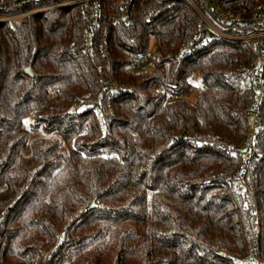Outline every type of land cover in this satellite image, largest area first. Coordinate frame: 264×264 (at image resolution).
Returning a JSON list of instances; mask_svg holds the SVG:
<instances>
[{
	"label": "trees",
	"instance_id": "trees-1",
	"mask_svg": "<svg viewBox=\"0 0 264 264\" xmlns=\"http://www.w3.org/2000/svg\"><path fill=\"white\" fill-rule=\"evenodd\" d=\"M131 18L93 59L79 6L0 23V264H264V129L247 193L230 183L253 53L183 0Z\"/></svg>",
	"mask_w": 264,
	"mask_h": 264
},
{
	"label": "built area",
	"instance_id": "built-area-1",
	"mask_svg": "<svg viewBox=\"0 0 264 264\" xmlns=\"http://www.w3.org/2000/svg\"><path fill=\"white\" fill-rule=\"evenodd\" d=\"M183 1L201 16L211 35L233 44L246 46L254 55L253 67L247 72V75L254 80L256 90V96L247 110L251 127L243 150L239 153L232 152L234 157L239 155L242 158V164L230 178V183L234 191L243 196L248 190V175L253 161L261 158V155H256L254 149L257 136L264 129L260 116V108L264 100V0H202L208 6V14L201 11L195 0ZM132 2L133 0H0V23L79 6L82 8L85 20L84 54L92 59L99 54L107 57V41L104 38L98 40L99 27L104 21L108 25L130 26ZM231 26H249L251 31L233 33L229 31ZM152 68L153 59L150 56L139 59L134 67L138 72L149 71ZM82 109L87 111L91 106H83L81 112ZM100 119L103 121L102 116ZM257 264L261 263L257 262Z\"/></svg>",
	"mask_w": 264,
	"mask_h": 264
},
{
	"label": "rangeland",
	"instance_id": "rangeland-1",
	"mask_svg": "<svg viewBox=\"0 0 264 264\" xmlns=\"http://www.w3.org/2000/svg\"><path fill=\"white\" fill-rule=\"evenodd\" d=\"M153 49V48H152ZM152 53H154V49L152 50ZM196 84L199 85L200 84V79L198 78V75H196ZM198 89H199V86H198ZM194 97V94L191 95L189 98L193 99ZM82 111H85L84 109H82Z\"/></svg>",
	"mask_w": 264,
	"mask_h": 264
},
{
	"label": "water",
	"instance_id": "water-1",
	"mask_svg": "<svg viewBox=\"0 0 264 264\" xmlns=\"http://www.w3.org/2000/svg\"><path fill=\"white\" fill-rule=\"evenodd\" d=\"M26 73L29 74V75H32L31 69L28 68V69L26 70Z\"/></svg>",
	"mask_w": 264,
	"mask_h": 264
}]
</instances>
